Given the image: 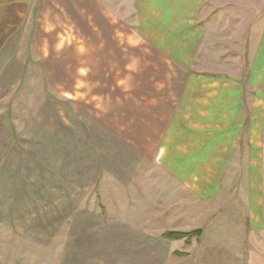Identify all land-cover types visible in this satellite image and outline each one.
I'll use <instances>...</instances> for the list:
<instances>
[{"label": "rangeland", "instance_id": "374dc122", "mask_svg": "<svg viewBox=\"0 0 264 264\" xmlns=\"http://www.w3.org/2000/svg\"><path fill=\"white\" fill-rule=\"evenodd\" d=\"M227 2L201 0L187 24ZM142 5L0 0V264H264L255 25L210 30L209 47L202 38L190 62H170L149 46ZM243 103L246 128L227 125ZM242 132L250 156L236 141L195 152L212 135ZM180 139L186 154L165 155ZM197 229L189 240L161 237Z\"/></svg>", "mask_w": 264, "mask_h": 264}, {"label": "crops", "instance_id": "0c3cea01", "mask_svg": "<svg viewBox=\"0 0 264 264\" xmlns=\"http://www.w3.org/2000/svg\"><path fill=\"white\" fill-rule=\"evenodd\" d=\"M145 1H147V6L145 8L144 5H142L141 9L143 11V15H145L144 13H146L143 20L146 22V27L149 32L146 36L149 42V46L153 44L158 47L160 46L162 48V51H164L165 53L164 57L167 56V59H165L166 61L190 62V60H192L191 57L199 53L201 44H203V39L205 44L204 46H207L206 43L210 42V39H213V33H208L209 36H207L206 34V36L209 38L203 37L204 33L209 32L210 30H214L217 31L214 35L218 37L221 32H225V30L228 29L232 21H245V23L252 22V25L254 24L255 27L253 28L254 32L252 31V36L248 45H257L258 47H263L264 52V4L258 6L256 4L253 5L251 3V0H248L247 4H245V1L240 2L241 0H228V2L226 4H222L221 7L213 8L205 18L195 20V18L190 16V19L192 20L190 21V24H187L189 14H192L193 16L199 15L198 12L199 7L201 6V0ZM261 2L264 3V0H261ZM234 15L235 17H232ZM251 15H254V17L252 18ZM209 18L211 19V21L207 22ZM178 26L180 27L177 28ZM150 31L153 32L152 36L150 34ZM170 34L174 36L169 37ZM200 38L201 40L199 41ZM214 41L215 40H213V42ZM219 44H224V42H219ZM208 52L211 53V51ZM212 52L213 54L215 53L214 50H212ZM248 54L252 56L253 52L250 51ZM230 60L231 59H225V61ZM252 60L253 59H251V61ZM261 71H264V69H262ZM228 73L229 72L226 73L227 75L222 74L221 76L227 78L234 77L233 74ZM250 76H252V72ZM260 77L262 79L264 78V72ZM247 109L248 108H246L245 103H243L240 108H235L233 112H229L233 116L235 114H239L241 117L239 119H229L226 124L232 127L244 126L246 128L248 120H251V115L249 119ZM236 120H240L238 125L235 122ZM233 141L238 142V145H234V148L238 147L237 149L239 151V147H241L242 145L241 143L247 142L248 144H245L246 147L244 149V153L248 156L251 155V148L253 147L251 135L245 134V132H242L238 135H234V133H218L212 135L210 138L202 141L204 143L198 145L199 148L197 147L195 152L203 151L204 149H206L207 152L213 155L215 152L220 150L221 144ZM163 150L165 152V155H168L169 153V155L173 154V156L179 157V155L181 156L183 153L186 154L187 150H189V147L186 143L183 144L182 140L180 139L177 143L175 141H170L167 143L166 141Z\"/></svg>", "mask_w": 264, "mask_h": 264}, {"label": "trees", "instance_id": "16d2710c", "mask_svg": "<svg viewBox=\"0 0 264 264\" xmlns=\"http://www.w3.org/2000/svg\"><path fill=\"white\" fill-rule=\"evenodd\" d=\"M203 234L202 229H197L191 232H180V231H166L161 234V237L169 240H180L186 238V240H189L195 236H201ZM181 253L177 252L176 255H179Z\"/></svg>", "mask_w": 264, "mask_h": 264}]
</instances>
